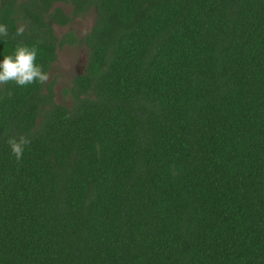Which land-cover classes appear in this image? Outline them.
<instances>
[{
	"label": "trees",
	"instance_id": "trees-1",
	"mask_svg": "<svg viewBox=\"0 0 264 264\" xmlns=\"http://www.w3.org/2000/svg\"><path fill=\"white\" fill-rule=\"evenodd\" d=\"M0 24V60L87 56L71 108L0 86V264H264V0H0Z\"/></svg>",
	"mask_w": 264,
	"mask_h": 264
},
{
	"label": "rangeland",
	"instance_id": "rangeland-1",
	"mask_svg": "<svg viewBox=\"0 0 264 264\" xmlns=\"http://www.w3.org/2000/svg\"><path fill=\"white\" fill-rule=\"evenodd\" d=\"M57 7L63 9L67 14H71V6L57 4ZM95 22V12L90 9L84 16L75 18L72 23L65 27L53 26L54 33L58 38L68 32L76 37L78 41L90 31ZM56 61L53 63L50 71L47 73L49 79L45 85L54 81V102L66 108H71L73 99L69 89L76 75L84 72L87 62L86 50L83 44L77 43L73 46L64 45L57 50Z\"/></svg>",
	"mask_w": 264,
	"mask_h": 264
},
{
	"label": "clouds",
	"instance_id": "clouds-1",
	"mask_svg": "<svg viewBox=\"0 0 264 264\" xmlns=\"http://www.w3.org/2000/svg\"><path fill=\"white\" fill-rule=\"evenodd\" d=\"M26 27L20 24L13 35L21 37L24 35ZM9 36L7 26L0 24V38ZM38 49L36 46H28L19 43L10 54L4 55L0 60V86L14 83L19 87H24L34 83L43 85L49 79L48 74L37 61ZM31 138L25 135L9 138L6 143L9 146L12 156L17 162L24 156L25 148L31 144Z\"/></svg>",
	"mask_w": 264,
	"mask_h": 264
}]
</instances>
